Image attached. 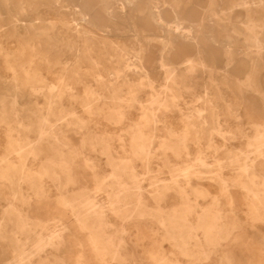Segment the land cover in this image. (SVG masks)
<instances>
[{
	"label": "rangeland",
	"instance_id": "1",
	"mask_svg": "<svg viewBox=\"0 0 264 264\" xmlns=\"http://www.w3.org/2000/svg\"><path fill=\"white\" fill-rule=\"evenodd\" d=\"M0 264H264V0H0Z\"/></svg>",
	"mask_w": 264,
	"mask_h": 264
},
{
	"label": "bare ground",
	"instance_id": "2",
	"mask_svg": "<svg viewBox=\"0 0 264 264\" xmlns=\"http://www.w3.org/2000/svg\"><path fill=\"white\" fill-rule=\"evenodd\" d=\"M85 150V149H84ZM10 157V156H9ZM173 181V180H172ZM185 182V181H184ZM171 187V186H170ZM175 190V189H174ZM91 205V204H90Z\"/></svg>",
	"mask_w": 264,
	"mask_h": 264
}]
</instances>
